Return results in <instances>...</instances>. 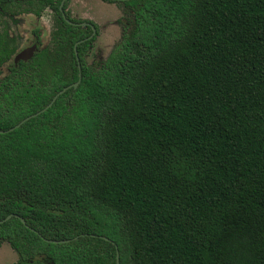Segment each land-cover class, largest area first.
<instances>
[{
  "label": "trees",
  "instance_id": "16d2710c",
  "mask_svg": "<svg viewBox=\"0 0 264 264\" xmlns=\"http://www.w3.org/2000/svg\"><path fill=\"white\" fill-rule=\"evenodd\" d=\"M120 5L106 59L79 44L78 87L19 127L77 82L90 29L60 20L0 71V247L16 264H264V0ZM13 53L0 35V68Z\"/></svg>",
  "mask_w": 264,
  "mask_h": 264
},
{
  "label": "flooded vegetation",
  "instance_id": "af4514ba",
  "mask_svg": "<svg viewBox=\"0 0 264 264\" xmlns=\"http://www.w3.org/2000/svg\"><path fill=\"white\" fill-rule=\"evenodd\" d=\"M7 1L9 5L6 7V11L0 12V35L2 36V38H4V44L13 49L14 53L8 60V62H6L0 68L2 75L3 68L5 69V75H7L9 74V68H11L12 66L17 67L21 62L27 63L34 57L36 53L50 49L52 47V35H54L58 31L60 27V20H63L65 23L73 27L90 29L89 36L76 42L73 47L75 58L78 62V66L80 67V58H78L77 55V46L79 44L93 40V42L88 46V52L85 57L86 61V58L92 49V45L98 37L100 27L96 29L92 22L86 21L83 17H81V20H77L78 18L76 16H73L72 12L70 11V0L60 1L58 6L59 15L56 14V12L48 6H43L39 13L26 11L31 8L28 4L29 0ZM104 1L115 4L117 3L118 5H120L121 2H124L116 0ZM120 8L122 12L121 5ZM121 15L123 17V12ZM120 20L118 22L119 28ZM28 49H32V56L26 61L19 60L16 62V56ZM96 62H99V60H96Z\"/></svg>",
  "mask_w": 264,
  "mask_h": 264
},
{
  "label": "rangeland",
  "instance_id": "374dc122",
  "mask_svg": "<svg viewBox=\"0 0 264 264\" xmlns=\"http://www.w3.org/2000/svg\"><path fill=\"white\" fill-rule=\"evenodd\" d=\"M70 11L73 16L94 24L96 29L100 27L98 37L92 45V49L86 58V63L104 61L112 48L120 38L119 20L122 18L120 5L104 0H70ZM46 36V34H45ZM3 68V75H5ZM17 256L6 244L0 247V264H16Z\"/></svg>",
  "mask_w": 264,
  "mask_h": 264
},
{
  "label": "water",
  "instance_id": "95a60500",
  "mask_svg": "<svg viewBox=\"0 0 264 264\" xmlns=\"http://www.w3.org/2000/svg\"><path fill=\"white\" fill-rule=\"evenodd\" d=\"M116 1H128V0H116ZM31 56H32V49H28V50H25V51L19 53V54L16 56L15 61H16V62L19 61V60H24V61H26V60H28ZM78 69H79V79L77 80V82L73 83L72 85H70V86L64 88L63 90H61L60 92H58V94L52 99V101L48 104V106H47L46 108H44V109H43L42 111H40L39 113H37V114H35V115H33V116H30V117L26 118V119L23 120L20 124H18L17 127H19V126H20L22 123H24L25 121L29 120L31 117L37 116V115L43 113L44 111H46L48 108H50V107L53 105V103L56 101L57 97H58L59 95L63 94L64 92H66L68 89H70V88H74V89H76V88L78 87L79 83L81 82V73H80V67H79V66H78ZM0 133H2V131H0ZM10 217H11V216H8L4 221L9 220ZM4 221H3V222H4ZM22 222H23V221H22ZM0 223H2V222H0ZM117 264H119V262H118V256H117Z\"/></svg>",
  "mask_w": 264,
  "mask_h": 264
}]
</instances>
